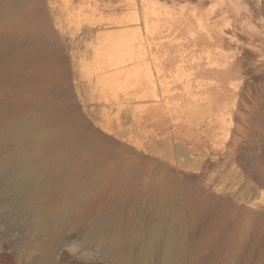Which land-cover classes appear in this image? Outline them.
<instances>
[{
  "label": "rangeland",
  "instance_id": "obj_1",
  "mask_svg": "<svg viewBox=\"0 0 264 264\" xmlns=\"http://www.w3.org/2000/svg\"><path fill=\"white\" fill-rule=\"evenodd\" d=\"M140 2L0 0V264H264V64L225 111L161 95Z\"/></svg>",
  "mask_w": 264,
  "mask_h": 264
},
{
  "label": "bare ground",
  "instance_id": "obj_2",
  "mask_svg": "<svg viewBox=\"0 0 264 264\" xmlns=\"http://www.w3.org/2000/svg\"><path fill=\"white\" fill-rule=\"evenodd\" d=\"M140 1L141 14L135 19L142 21L152 36H167L166 41L172 38L175 42L169 50L176 53L175 67L180 71L170 74V79L160 80L161 95L184 97L192 107L200 100L208 108L225 111L244 92L238 86L247 67L246 53L252 54L254 65L264 64V0H198L199 6L192 9L182 0ZM153 21L170 24L164 26L166 33L155 31ZM144 47L139 59L147 66ZM155 53L152 57L160 65L162 60ZM186 67H197L201 72L193 75ZM156 68L159 72L160 67ZM144 75L139 74L141 84L145 82ZM159 95L155 91L149 94ZM28 176L26 167L21 172V182Z\"/></svg>",
  "mask_w": 264,
  "mask_h": 264
}]
</instances>
